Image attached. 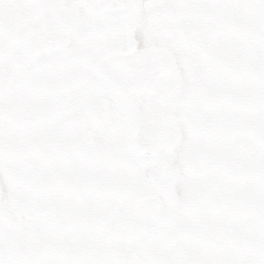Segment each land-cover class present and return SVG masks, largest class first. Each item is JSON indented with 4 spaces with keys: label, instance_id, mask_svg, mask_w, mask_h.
Wrapping results in <instances>:
<instances>
[{
    "label": "rangeland",
    "instance_id": "rangeland-1",
    "mask_svg": "<svg viewBox=\"0 0 264 264\" xmlns=\"http://www.w3.org/2000/svg\"><path fill=\"white\" fill-rule=\"evenodd\" d=\"M162 1L153 21L135 4V56L120 38L98 41L101 56L83 46L76 53L73 42L70 66L60 56L37 64L29 57L18 73L17 54L5 55L0 40V73L2 59L13 60L8 92L0 91V264H264L263 2ZM162 22L176 27L166 38ZM87 56L116 63L123 74L133 57L171 66L175 92L154 106L171 139L151 183L126 132L115 135V122L98 116L102 76L97 62L83 64ZM16 83L32 85L33 95L20 97ZM80 107L99 121L90 125L93 149L84 134L64 128L63 112L79 115ZM150 196L167 202L158 215L135 205Z\"/></svg>",
    "mask_w": 264,
    "mask_h": 264
},
{
    "label": "flooded vegetation",
    "instance_id": "flooded-vegetation-1",
    "mask_svg": "<svg viewBox=\"0 0 264 264\" xmlns=\"http://www.w3.org/2000/svg\"><path fill=\"white\" fill-rule=\"evenodd\" d=\"M136 0H8L7 5L0 0L1 22L5 31L1 32L3 39H11L17 47L26 48L33 54V62L45 59L52 55H68L70 45H77L76 53H84L82 46H87V28L80 22L78 12L82 9L83 16L97 21L99 26L104 25L106 31H113L120 24L119 14L127 18L133 33H136L135 14ZM146 12L151 7V2L140 5ZM105 15L98 17V13ZM93 24V22H91ZM120 26V25H119ZM37 32V35H31ZM95 32L90 38L94 37ZM63 39L65 47L59 52H47V47H55L58 39ZM75 42V45L73 44ZM7 43V42H6ZM80 49H77V48ZM53 49V48H52ZM141 48H135L130 55L135 56ZM133 57L124 65V74L116 63L99 62L97 65L105 78V91L110 94L114 91L129 103L133 111L140 113L139 121H146L157 117L154 106L161 97L170 94L172 80L169 73L164 72L163 65L145 57ZM69 66L68 59L64 65ZM120 67V68H119ZM4 77H5V73ZM125 85L123 94L121 88ZM0 87H2L0 85ZM5 87V85H4ZM119 103L107 104L108 110L117 108ZM112 114L114 120L118 116ZM71 118V114L69 113ZM71 120V119H70ZM69 120V121H70ZM76 130V129H73ZM78 130V129H77ZM98 154L93 155L92 161L99 159ZM96 173L99 170L96 169Z\"/></svg>",
    "mask_w": 264,
    "mask_h": 264
},
{
    "label": "water",
    "instance_id": "water-1",
    "mask_svg": "<svg viewBox=\"0 0 264 264\" xmlns=\"http://www.w3.org/2000/svg\"><path fill=\"white\" fill-rule=\"evenodd\" d=\"M150 131V132H149ZM158 132V129L156 128H152L150 130L147 131V134L145 135V138H146V142L148 144L147 147H150V149L153 147V146H156V147H161L163 145L166 144V136H163L164 138H156V136H158L159 134L157 133ZM171 189V188H169ZM141 204H143L144 206H146L147 208L151 209V210H156L157 212H159V209L161 206H163V203L159 202L158 199H149V200H141Z\"/></svg>",
    "mask_w": 264,
    "mask_h": 264
}]
</instances>
